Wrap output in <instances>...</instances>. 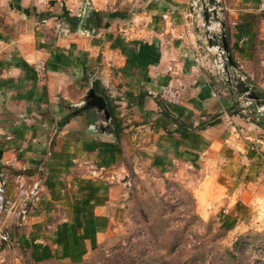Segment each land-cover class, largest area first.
<instances>
[{"label":"crops","instance_id":"obj_1","mask_svg":"<svg viewBox=\"0 0 264 264\" xmlns=\"http://www.w3.org/2000/svg\"><path fill=\"white\" fill-rule=\"evenodd\" d=\"M110 1L0 0V157L13 158L10 170L24 167L29 180L40 179L37 208L53 219L48 248L56 258L84 257L120 222L123 143H131L128 153H150L155 169L165 172L181 160L201 170L217 160V169H234L239 153L251 156L250 142H261L234 112L241 95L235 83L215 80L194 61L202 42L187 15L188 0H135L131 14L122 7L126 0L113 8ZM226 5L221 24L236 71L264 91V0ZM63 10L79 19L74 29ZM127 17L137 19L134 27L124 26ZM35 64L43 68L42 79ZM93 80L120 123L117 138L96 109L90 123L74 113ZM162 86L178 91L177 104L159 98ZM209 171L195 201L205 216V203L215 206V188H225V195L232 179L221 174V186L219 171Z\"/></svg>","mask_w":264,"mask_h":264},{"label":"rangeland","instance_id":"obj_2","mask_svg":"<svg viewBox=\"0 0 264 264\" xmlns=\"http://www.w3.org/2000/svg\"><path fill=\"white\" fill-rule=\"evenodd\" d=\"M119 2L111 0L107 5L113 8L114 5H120ZM134 2L135 0H126V3H121L127 9L125 13L131 14L136 10ZM227 2L228 0H218V5L223 7L220 19ZM88 6L89 4L86 7ZM110 15L118 16L116 11ZM135 22L137 19L130 20L127 17L124 26L132 28ZM230 83L234 82L231 80ZM263 110L255 101L245 99V95L237 97V109L234 112L251 125V131L256 133L261 142H250L254 154L248 156V153H239L238 165L234 169L230 166L217 169L220 166L218 160V164L207 167L219 171L220 175L216 180L221 186H225V181L218 180L222 175L232 178L225 195V188H215V206L205 203L208 216L202 214L204 210L199 214L195 206L196 198H199L198 192L203 190L200 182L206 178V174H210L208 169L201 170L196 162L181 160L170 162L165 172L158 171L150 159V153H128L131 143H123L126 153H119L126 184L123 216L96 247L78 260L52 256L48 246L52 239L53 219L46 214L45 207L37 208L36 205L25 226L12 228L13 235L17 238L16 244L0 247V264H113L112 260L117 254L122 257L134 252L154 253L159 257V262L177 259L181 262L179 264H184L191 254L202 252L205 259H208L210 254L222 253L224 249L231 250L234 241L241 236H248L252 243L238 244L234 250L236 262L264 264ZM97 115L99 120L103 119L101 112H97ZM246 168H250V174H246ZM226 176H223L224 180ZM238 180L242 183L239 190L229 195L237 186ZM210 192L207 196L209 198ZM233 201L236 203L231 206ZM235 207L238 212L232 215ZM194 264H200V261L196 260Z\"/></svg>","mask_w":264,"mask_h":264},{"label":"built area","instance_id":"obj_3","mask_svg":"<svg viewBox=\"0 0 264 264\" xmlns=\"http://www.w3.org/2000/svg\"><path fill=\"white\" fill-rule=\"evenodd\" d=\"M223 9L218 5V0H188L187 15L194 19L198 27L202 45L194 54V61L199 66H205L217 81L232 82L238 79L245 83V77L232 69L229 76L224 70L225 57L220 48L221 19L220 12ZM165 18V14L162 15ZM38 79L43 78V68L35 64ZM241 94V93H240ZM241 94L239 97L242 98ZM159 98L171 104L179 102V93L175 88L162 86L158 94ZM245 99H248L245 97ZM244 112V110H242ZM249 112V110H248ZM5 136L4 139H8ZM12 157H0V247L15 245L17 238L13 235L12 228L25 226L30 213L41 199L42 189L40 179H28L27 171L20 167L18 171L10 170ZM41 171V167L37 168ZM12 183V188L7 191V184Z\"/></svg>","mask_w":264,"mask_h":264},{"label":"trees","instance_id":"obj_4","mask_svg":"<svg viewBox=\"0 0 264 264\" xmlns=\"http://www.w3.org/2000/svg\"><path fill=\"white\" fill-rule=\"evenodd\" d=\"M61 17L66 21V23L69 25L71 29H74L79 21L77 17L69 16L67 11L63 10L61 13ZM229 83V82H228ZM92 89L95 94L101 95L102 98L105 101V108L108 112V120L109 124L112 127V133L115 138L118 137V134L121 130L120 123L118 122L117 118L113 115L112 107L109 105L107 97L103 94L102 90L99 88V83L97 80H93L92 82ZM251 89L254 92V94L258 97V102L260 104H264V91L258 89L254 85H251ZM91 109L94 108H87L85 110H78L76 109V114H84L86 117V122L90 123L92 120H94V114H92ZM69 115L63 116L60 120L58 125H63L66 120L68 119ZM101 117L103 118V115L101 113ZM245 244L250 245L252 243V240H249L248 236H241L240 238H237L233 245L231 250L224 249L222 253L216 252L215 254H210L208 256V259H205V254L202 252L197 254H191L190 258L184 263V264H194L196 260L200 261V264L207 263V264H238L235 260L234 250L237 248L238 244ZM157 259H159L158 256H156L154 253H142L137 254V252H134L132 254H129L128 256H122L117 254L115 258L112 260L113 264H179L181 263L177 259H170V260H163L162 262H159ZM110 262V261H109Z\"/></svg>","mask_w":264,"mask_h":264},{"label":"water","instance_id":"obj_5","mask_svg":"<svg viewBox=\"0 0 264 264\" xmlns=\"http://www.w3.org/2000/svg\"><path fill=\"white\" fill-rule=\"evenodd\" d=\"M220 48L224 53V57H225V66H224V70L227 73V69L228 68H236V64L231 56L230 53V49L228 47V44L226 42V38H225V33L224 30L222 29V24H221V31H220ZM235 86L238 88V91L245 95L246 98L251 99L253 101H255L258 105H261L264 108V104H260L258 102V97L254 94V92L251 89V86H249L248 84L244 83L243 81H240L238 79L235 80ZM87 108H94L96 109L98 112H101L103 115V118L105 120L108 119V112L105 108V101L102 98L101 95H97L94 93L92 88L87 89V91L85 92L84 95V101L83 104L81 105V107L78 110H85ZM76 111H74L75 113ZM261 124L262 127L264 129V110L261 113Z\"/></svg>","mask_w":264,"mask_h":264}]
</instances>
